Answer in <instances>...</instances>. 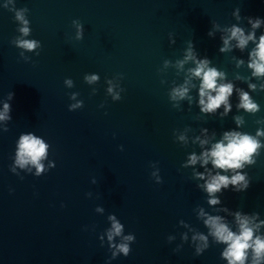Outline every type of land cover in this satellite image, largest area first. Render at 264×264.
<instances>
[{"label": "water", "instance_id": "water-1", "mask_svg": "<svg viewBox=\"0 0 264 264\" xmlns=\"http://www.w3.org/2000/svg\"><path fill=\"white\" fill-rule=\"evenodd\" d=\"M261 36L264 0H0V264H229L209 217L235 235L246 221L244 264H264ZM204 61L232 85L212 112ZM225 133L257 142L251 162H204ZM29 134L47 145L40 171L17 163ZM217 174L244 180L209 194Z\"/></svg>", "mask_w": 264, "mask_h": 264}, {"label": "clouds", "instance_id": "clouds-1", "mask_svg": "<svg viewBox=\"0 0 264 264\" xmlns=\"http://www.w3.org/2000/svg\"><path fill=\"white\" fill-rule=\"evenodd\" d=\"M18 18L22 19L19 16ZM25 23H27L25 21ZM258 24V22H257ZM257 26V25H254ZM22 31L27 34L28 29L24 28ZM232 37L237 38L239 40V46L243 47L247 40L252 39V36H249L247 39L243 37V34L240 29L233 28ZM228 41H225L227 45ZM22 47L27 49H32L36 45L34 42L30 41H22ZM223 51V49H221ZM256 57H258V61H254L250 67L255 69V74H264V36L260 37V43L258 45V51L254 53ZM207 65V61L198 63L197 67L192 70L193 75L197 77L202 76V84L200 87V104L203 106L202 111L204 112H212L215 109L219 108L222 103L227 102L228 97L232 93V85L224 84L217 87L216 79L220 76V73L217 72L214 68H209L205 71ZM93 80L96 79L95 76L92 77ZM188 89L187 88H179L175 90L174 95L183 98ZM212 91L216 92V95L213 96L210 93ZM207 96V103L203 97ZM241 107L249 111H255L257 106L250 102L246 93L241 95ZM8 108V105H5V109ZM227 110V108H226ZM3 118V117H0ZM224 139L228 141L227 145L223 142L215 144L213 150L210 153H204V162L207 163L208 158H213V164L221 169L228 168H239L241 167V161H248L250 155L256 150L259 146L255 140H253L248 135H239L236 133H225ZM47 145L40 139L32 136L31 134L22 136L19 144V152H18V160L17 163L23 167L24 164L29 161L37 166L38 171L42 170V165L39 164L40 159L46 154ZM191 163L196 162V157H191ZM244 180V177L237 174L232 177L231 180L226 176H221L217 174L215 177L211 179L210 182L207 183L206 190L209 194L220 191L221 187L227 188L229 183L236 185ZM247 187V185H246ZM218 201L216 199H212L209 203L215 204ZM239 215V214H237ZM114 219V218H113ZM219 217H209L206 221L207 224L212 225L215 228V236L218 240L228 243L229 247L227 251L224 253V256L229 259V264H244L245 260V250L250 247L249 241L252 238V230L249 229L246 224V221H241V234L235 235L230 232L228 228L218 223ZM121 224L113 223V230L115 235H119L121 233ZM109 240L112 239V234L109 235ZM126 240H132V236L125 237ZM119 250L127 256L130 252L128 244L119 245ZM255 255L258 259L262 253H264V241H261L259 238L255 241Z\"/></svg>", "mask_w": 264, "mask_h": 264}]
</instances>
